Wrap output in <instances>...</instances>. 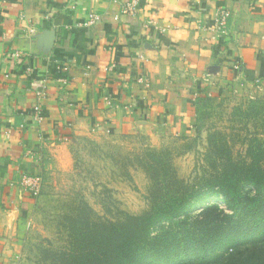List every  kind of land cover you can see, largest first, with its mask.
I'll use <instances>...</instances> for the list:
<instances>
[{"label": "crops", "instance_id": "1", "mask_svg": "<svg viewBox=\"0 0 264 264\" xmlns=\"http://www.w3.org/2000/svg\"><path fill=\"white\" fill-rule=\"evenodd\" d=\"M71 6L0 0V264H25L36 198L18 183L43 177L48 158L65 160L85 137L138 133L159 146L196 135L205 72L215 99L257 80L264 94V0H142L120 21L119 0ZM216 8L231 12L227 44L196 22L208 24Z\"/></svg>", "mask_w": 264, "mask_h": 264}, {"label": "rangeland", "instance_id": "2", "mask_svg": "<svg viewBox=\"0 0 264 264\" xmlns=\"http://www.w3.org/2000/svg\"><path fill=\"white\" fill-rule=\"evenodd\" d=\"M259 86L233 92L229 98L215 99L212 95L199 99L196 135L174 137L159 146L138 133L85 137L69 146L65 160L48 158L41 193L31 214L25 264H50L53 253L69 242L73 219L114 223L128 216L154 214L157 199L153 198L166 194L163 189L170 181L154 180L152 160H160V166L154 168L178 180L167 192L168 199L176 202L212 183L232 162L264 180V94ZM242 163H253L254 167ZM241 187L245 194H256L250 181ZM221 189L216 184L214 191L219 195L196 203L189 210L190 217L200 215L208 204L233 214ZM169 225L168 221L162 223ZM77 227L81 228L80 223ZM160 228H153L152 236Z\"/></svg>", "mask_w": 264, "mask_h": 264}, {"label": "trees", "instance_id": "3", "mask_svg": "<svg viewBox=\"0 0 264 264\" xmlns=\"http://www.w3.org/2000/svg\"><path fill=\"white\" fill-rule=\"evenodd\" d=\"M152 161L154 180L170 181L163 189L166 194L153 198L157 199L153 202L154 214L128 216L114 223L73 219L69 242L53 253L50 264H264V180L250 176L246 168L232 162L226 165L229 170L222 171L212 183H205L207 187L176 202L168 199L167 192L178 180L154 168L160 166V160ZM242 164L254 167L253 163ZM244 181L254 185V196L243 193ZM216 184L233 214L208 204L200 215L191 218V207L219 195L214 191ZM164 221L170 225L162 226ZM158 226L159 233L152 236V229Z\"/></svg>", "mask_w": 264, "mask_h": 264}, {"label": "built area", "instance_id": "4", "mask_svg": "<svg viewBox=\"0 0 264 264\" xmlns=\"http://www.w3.org/2000/svg\"><path fill=\"white\" fill-rule=\"evenodd\" d=\"M69 5H72L71 8L75 9L78 0H67ZM142 3V0H122L120 2L121 8L120 12L117 16H115V20L120 21L122 17H133L136 16L139 10V7ZM91 24H95L99 21V15L95 13H91L89 15ZM231 18V12L224 8H216L209 20V23L206 24L203 20H197V24L200 28L210 30L218 40H220L223 44H227L230 40V30H229V20ZM19 21L26 22L28 21L24 14H21L19 17ZM31 31V30H30ZM61 69V68H60ZM235 71L241 70V66L235 65ZM201 81L203 83V93L204 96L211 97L212 96V88L215 85L213 75L211 71L205 72ZM261 80H257L256 84L260 85ZM243 85V84H242ZM41 91L38 92V103L33 108L34 120L38 123H42L45 121V112L42 106V100L45 98L46 86H41ZM18 186L28 195L32 197H38L41 193V189L43 186L42 177L37 176H28L25 175L21 178L18 183Z\"/></svg>", "mask_w": 264, "mask_h": 264}]
</instances>
